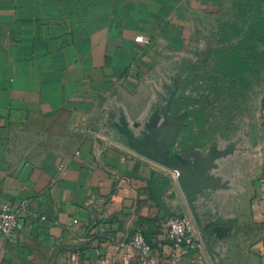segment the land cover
<instances>
[{"label":"crops","instance_id":"0c3cea01","mask_svg":"<svg viewBox=\"0 0 264 264\" xmlns=\"http://www.w3.org/2000/svg\"><path fill=\"white\" fill-rule=\"evenodd\" d=\"M253 20L264 27V0H0V204H28L17 236L0 234V264H264L255 137L216 156L215 136L183 135L173 118L158 143L181 160L163 163L116 127L143 140L186 61ZM241 95L248 123L258 112L264 129V84ZM192 177L221 187L185 186ZM174 214L193 217V252L169 240ZM218 226L232 230L218 238ZM137 229L149 259L127 246Z\"/></svg>","mask_w":264,"mask_h":264},{"label":"trees","instance_id":"16d2710c","mask_svg":"<svg viewBox=\"0 0 264 264\" xmlns=\"http://www.w3.org/2000/svg\"><path fill=\"white\" fill-rule=\"evenodd\" d=\"M257 42L264 45L262 23L253 20L247 29L233 25L220 46L209 43L196 62L186 61L183 70L187 76L175 81L179 90L171 99L173 110L185 119L183 135L195 133L210 140L217 134L227 137L233 131L236 95L264 84V52Z\"/></svg>","mask_w":264,"mask_h":264},{"label":"built area","instance_id":"2783aa9c","mask_svg":"<svg viewBox=\"0 0 264 264\" xmlns=\"http://www.w3.org/2000/svg\"><path fill=\"white\" fill-rule=\"evenodd\" d=\"M136 41L143 43L145 38L138 36ZM27 209L28 204L26 203L18 206L8 202L0 204V234L8 240L14 239L18 234L23 215ZM42 220H46V217L43 216ZM166 232L169 240L175 245L183 246L190 252L195 250L197 242L196 224L192 216L187 214L169 216L166 222ZM127 246L143 259H149L152 256L153 247L141 229L132 233Z\"/></svg>","mask_w":264,"mask_h":264},{"label":"rangeland","instance_id":"374dc122","mask_svg":"<svg viewBox=\"0 0 264 264\" xmlns=\"http://www.w3.org/2000/svg\"><path fill=\"white\" fill-rule=\"evenodd\" d=\"M209 25H206V34L210 33V22ZM171 86L174 85V81L172 80L170 83ZM237 98V104H238V111H237V118L234 122V130L231 132L227 137H221L220 135H215V138L217 141H219L217 144L220 147L221 150H238V151H247V147H243L242 141L244 139L248 140V137H255L256 141H258L256 147L260 149V151L257 153V155L264 153V129L260 127V120L258 117V112L254 115L255 117V124L250 125L248 123L247 117H248V111L245 107V103H247L248 100H246L245 97H243L241 94L236 95ZM162 107L158 108L159 111H165L166 107L168 106L167 102L169 99L167 95V91L164 90L162 94ZM166 99V100H165ZM214 116L217 115V112L213 113ZM179 119L181 118L180 115H177ZM260 122V123H259ZM144 131L146 128L143 129ZM249 130H252V133H249ZM240 147V150L239 148ZM252 153V152H251ZM225 161V160H224ZM222 162V161H221Z\"/></svg>","mask_w":264,"mask_h":264},{"label":"water","instance_id":"95a60500","mask_svg":"<svg viewBox=\"0 0 264 264\" xmlns=\"http://www.w3.org/2000/svg\"><path fill=\"white\" fill-rule=\"evenodd\" d=\"M172 98L167 99L168 103L171 101ZM170 104V103H169ZM169 106V105H168ZM159 111V110H158ZM112 118H115L114 114H111ZM160 120V116L157 114H154L153 118L150 120V122L147 124L146 129L150 130V134H147V136L143 139V140H138L134 137V135L132 134V132H130V130L128 128H126L125 126H119L116 125V127L118 128L119 132L124 135L128 141V143H130L132 146L140 149L141 151H143L147 145H149V143H153L156 144L157 143V137L158 135L161 133L160 129H157V123ZM179 121L182 120L181 118L178 119ZM178 121V122H179ZM148 153V152H147ZM157 153V152H156ZM150 155H152V153H149ZM227 153L223 152V155H226ZM155 158L160 161L163 162L161 160V154L160 152H158V155H155ZM176 158H178L179 160H181L180 156H176ZM212 160H210L208 163L211 165L212 164ZM164 163V162H163ZM167 166L169 167H174L172 164H170L169 162H165ZM193 181L189 182V183H185V186L188 187H195V188H201V187H205V186H210L211 184H215L218 185L219 187H221L220 181L216 180V179H212V178H205V179H200L198 181L194 182L195 177L190 178ZM180 180H182V177H180ZM225 187V186H224ZM232 228L231 227H222V226H218L214 229V232L217 234L218 238H223L227 232L231 231Z\"/></svg>","mask_w":264,"mask_h":264},{"label":"flooded vegetation","instance_id":"af4514ba","mask_svg":"<svg viewBox=\"0 0 264 264\" xmlns=\"http://www.w3.org/2000/svg\"><path fill=\"white\" fill-rule=\"evenodd\" d=\"M169 98H170V96H169ZM169 103L167 102V104L169 106H167L166 107V110L163 111L165 117L159 120V122L157 123V128L155 129V130L160 129V131H161V133L157 137V143L154 144L153 147H150V150H154L155 153L157 152L156 153L157 155H158V152H160V154H162L163 157L166 158V159L167 158L169 159L171 157H174V159L177 161V160H179L178 158H176V156H178V154H176L177 153V149L175 150L174 147L164 146V145H160L158 143V140H164V137H165V133L164 132H167V129L169 128L168 125L171 124V121H174L173 118L175 116L181 114V113H178V112H176V111L173 110V108H175V107H174V104L171 106V104H172L171 101ZM181 132L182 131L180 130L179 133H181ZM232 151L231 150H228V149L227 150H221V149H217V148L215 149V148H213V150L211 151V153L213 155L220 156V155H223V152L224 153H227V154H230V153H232Z\"/></svg>","mask_w":264,"mask_h":264}]
</instances>
